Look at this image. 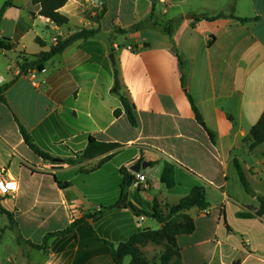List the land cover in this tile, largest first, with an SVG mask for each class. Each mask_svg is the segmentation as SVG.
Wrapping results in <instances>:
<instances>
[{"label":"crops","instance_id":"1","mask_svg":"<svg viewBox=\"0 0 264 264\" xmlns=\"http://www.w3.org/2000/svg\"><path fill=\"white\" fill-rule=\"evenodd\" d=\"M7 1L0 0V13ZM166 1L171 7L163 12L159 0H105L95 17L88 0H68L60 12L69 21L61 26L32 0L4 9L0 86H10L0 101V168L18 190L0 200V264H119L113 249L162 227L152 228L147 221L154 218L134 209L166 216L196 187L205 189L210 207L185 213L195 228L177 236L181 264H264V216L239 217L255 213L257 196L264 197V144L250 150L245 142L264 113V0ZM151 19L170 22L172 35L159 27L132 30ZM84 28L96 36L71 43L42 72L22 69ZM115 69L136 125L115 115L122 109L112 93ZM20 125L59 161L36 155ZM91 137L121 147L100 168L105 156L65 164ZM138 161L147 165L140 171L147 183L130 186L115 207L123 170L135 176ZM236 161L256 196L247 193ZM83 218L75 233L50 237L46 248L18 242L43 245Z\"/></svg>","mask_w":264,"mask_h":264},{"label":"trees","instance_id":"2","mask_svg":"<svg viewBox=\"0 0 264 264\" xmlns=\"http://www.w3.org/2000/svg\"><path fill=\"white\" fill-rule=\"evenodd\" d=\"M33 4L40 5L41 11L40 14L48 19H50L55 24L61 26L68 23V18L61 14L60 10L63 8L68 0H32ZM12 5V0H8L3 8V10L0 13V18L3 15V11L6 7ZM232 18H235L234 14L229 15ZM225 17L224 14H220L218 17L209 18L206 15H201L199 18H205V19H211L214 20L216 18ZM244 22H247L248 19H241ZM171 23H158L156 21H152V19L148 22L138 24L133 27V31H139L145 28L149 27H159L164 32L168 33L169 35H172L173 30L171 27ZM97 34L94 30L89 29H82L81 31L77 32L76 34L69 37L64 42H60L56 47H54L49 53H43L39 56L38 60L36 62L30 63V64H24L22 66L23 70H27L28 67L31 65L32 68H36L37 71L42 72L45 69L46 63L55 55L63 52L71 43L75 42L79 39H88L95 37ZM181 72H182V81L185 82V63L181 61ZM9 85L0 86V101L5 102V92L9 88ZM112 93L119 97L121 103H122V109H118L115 112V115L118 117L121 114L125 113V115L128 117L131 124L136 125V116H135V108L134 105L131 103L127 93L124 91L122 82L119 78L118 70L115 69V84L112 89ZM189 99L191 101L193 110L195 111L197 117L199 120H201V115L195 105V102L191 96H189ZM21 133L24 137V140L27 144V146L39 157L43 158L44 160L53 162L55 159L51 155L45 153L42 151L33 141L32 137L28 134L26 129L20 125ZM212 140H214V134L210 132ZM249 144L250 150H254L257 147L264 144V113L262 114L259 122L252 128L250 135L245 140ZM121 146L116 143H106L96 140L94 137H91L89 140V144L85 151L76 154V159H69L64 161L67 165H76L78 162L83 160H92L98 157L105 156L101 162L98 164L96 168H100L104 163L109 161L112 156L117 152V150ZM236 167L238 170V173L240 175L241 181L247 191L248 194L252 196H256L253 189L251 188L245 172L240 164L239 161H236ZM95 168V169H96ZM124 180L122 183V197L119 203L115 205V207L119 205H124V201L126 200L128 189L131 186L132 182L135 179V176L129 174L126 170H123ZM62 187L68 186L67 183H59ZM258 201L260 203L259 208L255 211V213H239V217L241 218H253L255 216L263 217L264 216V197L257 196ZM210 207L208 201L205 189L203 187H196L194 188L191 193L183 198L180 203L176 206L171 207L169 210V213L166 216H163L159 213V211L155 210L154 213H147V212H141L136 209L135 212L137 214H145L148 217L154 218L159 224H161V228L159 230H145L143 233L137 235L134 237L130 242L126 244L120 245V247L117 250L113 249V257L119 264H123V260L127 257H131V263L130 264H141L139 257L138 248L135 246V244L138 242L141 243V240L148 239L150 237H162L163 240L166 238L169 241L170 247L173 249L175 253L178 254V257L180 259V253H179V247L177 243V236L180 234H190L194 231V222L193 220L185 215L186 212L192 210V209H198V210H207ZM114 208L111 207V209ZM11 227L13 228L15 226V220L13 218V215L10 213H7ZM101 215V214H100ZM99 215V216H100ZM99 216H92V218L96 219L99 218ZM91 217V216H90ZM180 218H183L185 220V223H179ZM86 219H80L76 220L70 227H68L66 230L50 234L46 239L43 245H36L30 242H25L21 237H18L19 244H29L35 249H43L46 248L48 239L52 236H65L67 234L75 233L76 227L84 223ZM4 232V231H2ZM1 239V235H0ZM107 244L111 245L110 242L105 241ZM112 246V245H111ZM173 252L170 250L169 254L164 257V264H167L169 258H171ZM234 264H240V262H236Z\"/></svg>","mask_w":264,"mask_h":264},{"label":"rangeland","instance_id":"3","mask_svg":"<svg viewBox=\"0 0 264 264\" xmlns=\"http://www.w3.org/2000/svg\"><path fill=\"white\" fill-rule=\"evenodd\" d=\"M147 223L152 225V228H158V222L154 219H148ZM173 254L169 258L167 264H181L178 254L170 247L169 241L162 237H150L148 239L141 240L138 247L139 259L141 264H164V257L169 254V251Z\"/></svg>","mask_w":264,"mask_h":264},{"label":"built area","instance_id":"4","mask_svg":"<svg viewBox=\"0 0 264 264\" xmlns=\"http://www.w3.org/2000/svg\"><path fill=\"white\" fill-rule=\"evenodd\" d=\"M89 3L92 6V14L97 17L100 15L102 10L104 9L105 6V0H88ZM161 4V8L163 12H166L170 7L171 4H169L166 0H159ZM57 45L60 43L59 40H56ZM35 72H37V69H33ZM20 73V71H18ZM147 183V176L141 172L136 173L135 179L131 184V187L133 189H140ZM18 190V182L17 180L12 177L7 169L5 168H0V200L3 198L13 195L17 192Z\"/></svg>","mask_w":264,"mask_h":264},{"label":"water","instance_id":"5","mask_svg":"<svg viewBox=\"0 0 264 264\" xmlns=\"http://www.w3.org/2000/svg\"><path fill=\"white\" fill-rule=\"evenodd\" d=\"M153 1H156V0H153ZM111 59L114 61V55H111ZM55 161H59V160L54 159V162ZM146 167L147 165H145L142 161H138L133 169H135L136 172L139 173L142 169H145Z\"/></svg>","mask_w":264,"mask_h":264}]
</instances>
